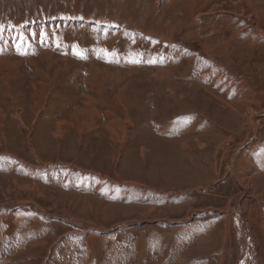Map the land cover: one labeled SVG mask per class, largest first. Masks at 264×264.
<instances>
[{
  "label": "rangeland",
  "instance_id": "obj_1",
  "mask_svg": "<svg viewBox=\"0 0 264 264\" xmlns=\"http://www.w3.org/2000/svg\"><path fill=\"white\" fill-rule=\"evenodd\" d=\"M259 29L264 0H0V264H254L236 210L264 264Z\"/></svg>",
  "mask_w": 264,
  "mask_h": 264
},
{
  "label": "bare ground",
  "instance_id": "obj_2",
  "mask_svg": "<svg viewBox=\"0 0 264 264\" xmlns=\"http://www.w3.org/2000/svg\"><path fill=\"white\" fill-rule=\"evenodd\" d=\"M255 29H256V27H255ZM254 29V30H255ZM260 30V29H259ZM256 31V30H255ZM261 31V32H260ZM259 31V33L261 34V35H263L264 34V30H260ZM234 220L236 221V223H237V226H238V229L240 230L239 231V235H240V238L242 239L243 238V240H246L247 241V244H249L250 245V248H251V251H252V253H250V255L248 256V255H246L245 257H244V260H245V262L247 263V260L249 259V258H251L252 259V262L254 263V264H258V259L256 258V254H255V250H254V248H253V246H252V238H251V236H250V234H249V229H247L246 228V226H244L242 223H245L242 219L240 220V213L236 210L235 212H234ZM246 243V242H245ZM246 252V251H245ZM251 254H252V256H251ZM253 257V258H252Z\"/></svg>",
  "mask_w": 264,
  "mask_h": 264
}]
</instances>
